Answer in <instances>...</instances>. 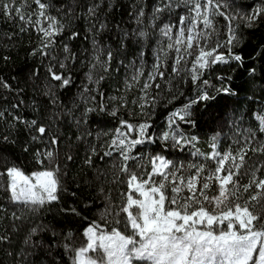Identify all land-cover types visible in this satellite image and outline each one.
Listing matches in <instances>:
<instances>
[{
  "label": "trees",
  "instance_id": "trees-1",
  "mask_svg": "<svg viewBox=\"0 0 264 264\" xmlns=\"http://www.w3.org/2000/svg\"><path fill=\"white\" fill-rule=\"evenodd\" d=\"M4 2L18 7L22 0H0ZM44 2L52 5L49 14L65 25V31L55 38L58 43L54 54L62 57L61 46L66 43L76 57L67 62L68 68L63 71L71 83L62 88L60 82L51 81L47 73L48 59L39 53L32 54L41 46L42 38L33 26L19 20L15 13L11 17L0 15V80L10 86L0 87V113H3L0 116V173L11 166L25 174L58 167L61 190L58 201L31 211L23 204L12 202L7 190L8 179L0 175V237L4 238L0 239V264H72L74 250L86 244L84 229L92 221L103 226L105 221L117 218L116 213L126 203L127 177L119 171L123 161L118 152L112 156L103 154L111 150L108 144L115 129L120 127L121 119L150 125L149 134L154 142L137 145L131 152L135 159L127 162L138 173L150 171L149 157L155 155L184 165L204 162L203 157L193 153L196 149L204 154L212 153L213 136H217V150L221 151L235 152L236 141L243 144L245 137L251 138L253 133L255 145L264 142V131L257 119L264 105V16L257 17L252 27L240 19L227 21L224 17H215L213 22L218 35L213 37V44L216 40L226 41L231 25L239 37V43L231 51L242 59L212 65L203 70L196 83L186 71L179 76L171 73L175 54L170 51L166 79H157L161 87L152 89L149 103L141 109L140 81L150 69L163 36L161 29L165 25L176 26L184 6H175L173 0L170 9L156 13L155 9L163 7L168 0ZM228 2L231 7L226 11L238 17L264 7V0ZM28 3L31 5V0ZM97 5L95 15L89 16V8ZM31 7L35 9L34 5ZM101 24L105 25L103 29ZM21 28L26 30L21 31ZM73 31L79 35L70 40L68 37ZM220 51L228 53L227 48ZM108 52L112 53L110 61ZM97 56L101 63L108 62V71L97 63ZM137 67L142 75L135 83L129 80V73ZM222 87L230 88V94L218 91ZM202 93L214 99L192 106L194 126L178 122V130L185 136L197 137L195 144L173 148L171 140L162 141L161 133L170 131V113ZM101 105L104 111L100 110ZM113 111L116 115L110 114ZM17 116L21 121L37 120V127L44 125L48 129L47 135L33 141L32 137L39 133L14 119ZM5 136L7 141L3 139ZM52 137L57 138V144L50 143ZM49 150L54 154L53 160L44 159L43 165L38 163L35 154ZM248 157H251L249 163L257 167L264 163V155L249 152ZM208 164L214 167L212 161ZM257 176L264 178V172ZM247 182V177L241 179V184ZM254 193V189L250 190L244 197L247 199ZM72 208L79 215L73 214ZM252 210L264 212V202ZM66 244L73 251L66 250Z\"/></svg>",
  "mask_w": 264,
  "mask_h": 264
},
{
  "label": "snow or ice",
  "instance_id": "snow-or-ice-1",
  "mask_svg": "<svg viewBox=\"0 0 264 264\" xmlns=\"http://www.w3.org/2000/svg\"><path fill=\"white\" fill-rule=\"evenodd\" d=\"M32 5L35 6L34 10ZM180 5L186 7L190 15L179 17L176 26L165 25L161 29L162 35L169 42L166 48L161 47L162 55L157 56L158 63L153 66L154 71L148 73L147 80L140 88L143 93L140 99L144 101L139 104L141 109L149 103L145 99L149 95L148 89L153 84L156 89L161 87L157 77L160 80L166 79L170 51L176 53L171 64V73L179 76L186 71L191 75V81L196 83L203 75V70L212 65L242 59L231 51L239 43L236 30L231 25L226 41L216 40L213 44V37L218 35L213 22L215 17L221 16L227 21L240 19L246 22V26L252 27L257 17L264 16V7L247 16L232 15L226 11L231 7L228 0H175V6ZM172 6L173 0H168L163 7H157L155 12L160 13ZM51 7L44 0H31V5L28 0H22L18 7L4 2L0 3V15L11 17L15 13L19 20L33 26L42 35L41 46L32 54L39 53L48 59L47 73L50 80L60 82L59 86L63 88L71 83L63 75V71L68 68L67 62L76 57L66 43L61 46L62 57L54 54L58 43L55 38L65 31V25L56 16L49 14ZM97 7L99 6L89 8V16L95 15ZM104 27V24L100 25L101 29ZM24 30L26 29L21 28V31ZM78 35V32L73 31L68 39H75ZM224 48L228 49L227 55L220 51ZM107 55L110 61L112 53L108 52ZM188 57L193 59L189 60ZM96 59L97 63H101L98 56ZM107 63H101L104 71H108ZM189 64L190 68L187 67ZM162 68L165 70H161ZM139 75L142 73L133 76V80L138 82ZM89 79H92L91 75ZM204 83L208 82L205 80ZM0 87L7 89L10 86L0 80ZM218 91L230 94L231 90L222 87ZM210 99L214 97L202 93L196 99L189 100L182 108L171 112L170 131L164 132L161 140H171L173 148L194 145L197 137L185 136L178 130V122L194 126L195 121L191 119L192 106ZM151 101L154 107V96ZM100 110H105L103 105ZM110 114L116 115V112ZM14 119L39 133L32 137L33 141L41 140L47 135L48 129L44 125L37 127L38 121L35 119L30 122L21 121L18 116ZM257 119L261 131H264V115H258ZM149 128L147 122L132 124L121 119L120 127L115 129L108 144L111 150L105 151L103 155L112 156L114 152H118L123 161L119 165V171L127 177L126 203L121 205L115 220L105 221L103 226L92 221L84 229L86 244L74 250L72 264H264V212L252 210L257 204L264 202V178L257 176V173L264 172V163L257 167L255 163H249L251 157H248L249 152L253 155H264V142L255 145L253 133L251 138L245 137L243 144L236 141L238 147L235 152L231 149L221 152L217 150V136H213L212 153L204 154L199 149L193 153L203 157L202 163L177 165L163 155H155L149 157L150 171L138 173L127 162L135 159L131 152L137 145L154 142ZM3 139L7 141L8 137ZM50 143L57 144V138L52 137ZM92 151L95 154V148ZM35 155L41 165L44 159L52 161L54 158L51 150L46 153L38 151ZM209 161L215 163L214 170L209 167ZM87 162L90 164L91 158ZM139 167L143 169L144 165ZM58 172L57 167L25 174L20 168L11 166L5 167L0 175L8 179L7 190L12 202L23 204L29 210L35 211L38 207L59 200L61 189ZM244 177L248 178V182L241 184ZM214 185L218 186L215 191ZM253 189L255 193L246 199L244 194ZM70 211L79 215L75 208ZM32 231L35 233L37 229ZM65 247L66 250L73 251L69 245L66 244Z\"/></svg>",
  "mask_w": 264,
  "mask_h": 264
},
{
  "label": "rangeland",
  "instance_id": "rangeland-1",
  "mask_svg": "<svg viewBox=\"0 0 264 264\" xmlns=\"http://www.w3.org/2000/svg\"><path fill=\"white\" fill-rule=\"evenodd\" d=\"M185 8V10L183 11V13H182V15L181 16H189L190 15V13L188 12V9L186 8V7H184ZM178 25V24H177ZM174 31H175V28H174ZM161 41H160V44H159V46H158V48H157V51H156V53L154 54V57H153V59H152V62H151V64H150V69H149V71H148V73H150V72H153L154 71V68H153V66L155 65V64H157L158 63V60H157V56L158 55H162L161 54V52H160V49H161V47H164V48H166V45H167V43L169 42L168 41V39H167V37H165V36H162L161 37V39H160ZM174 54H175V57H176V53L174 52ZM189 58V57H188ZM142 71H141V69H139L138 67L136 68V69H134V70H132L129 74H130V76H129V80H133V76H137L139 73H141ZM148 73L146 74V75H144L143 76V79L140 81L141 82V86H142V84H143V82L144 81H146L147 80V78H148ZM140 77H141V75H139V80H140ZM159 77H157V79H158ZM128 80V81H129ZM133 82H137V81H134L133 80ZM141 86H140V88H141ZM155 87V85L153 84V86L150 88V89H148V97H146L145 99H147V100H149V98H150V93H151V91H152V89ZM143 95V93L140 91V96H139V100H140V104L141 103H144V101L143 100H141L140 99V97ZM258 115H264V105L261 107V109H260V111H259V113H258ZM161 135H162V133H161ZM219 151H221V150H219ZM225 151H228V150H225ZM221 152H223V151H221ZM211 153V152H210ZM209 153V154H210ZM199 163H202V161H200ZM199 163H197V164H199ZM214 163V162H213ZM177 165H179L178 163H176ZM210 168H212L213 170H214V168H215V163H214V167H210ZM43 170V169H42ZM36 171H38V170H36ZM32 172H34V171H32ZM31 172V173H32ZM31 173H29V174H31ZM224 173H221V175H223ZM214 188H218V186L217 185H214Z\"/></svg>",
  "mask_w": 264,
  "mask_h": 264
}]
</instances>
